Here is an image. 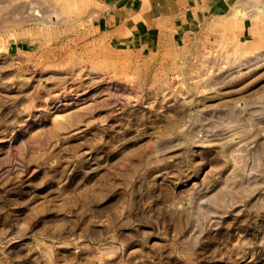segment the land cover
Here are the masks:
<instances>
[{
	"label": "rangeland",
	"instance_id": "rangeland-1",
	"mask_svg": "<svg viewBox=\"0 0 264 264\" xmlns=\"http://www.w3.org/2000/svg\"><path fill=\"white\" fill-rule=\"evenodd\" d=\"M37 5L0 0V264H264V44L86 75L9 53Z\"/></svg>",
	"mask_w": 264,
	"mask_h": 264
},
{
	"label": "crops",
	"instance_id": "crops-1",
	"mask_svg": "<svg viewBox=\"0 0 264 264\" xmlns=\"http://www.w3.org/2000/svg\"><path fill=\"white\" fill-rule=\"evenodd\" d=\"M36 1L34 10L51 23L27 25L25 12L18 13L5 33L9 53L51 62L71 54L86 75L118 73L122 53L137 66L150 67L169 45L183 46L210 33L236 29L246 41L264 44V0Z\"/></svg>",
	"mask_w": 264,
	"mask_h": 264
}]
</instances>
